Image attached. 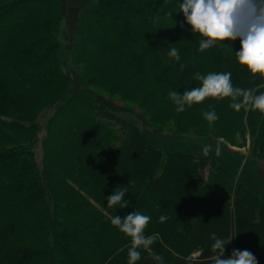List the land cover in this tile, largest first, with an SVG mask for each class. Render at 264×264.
<instances>
[{"label": "trees", "instance_id": "16d2710c", "mask_svg": "<svg viewBox=\"0 0 264 264\" xmlns=\"http://www.w3.org/2000/svg\"><path fill=\"white\" fill-rule=\"evenodd\" d=\"M180 2L0 0V264H127L131 240L107 217L135 210L151 216L159 257L141 249L137 264H211V233L234 237L225 255L248 249L264 264V195L236 178L240 159L202 154L224 137L264 156V115L237 112L230 98L177 113L168 98L200 86L197 71H231L242 88L264 80L236 61L239 40L197 52L201 37L176 23ZM44 126L40 167L32 149ZM120 186L129 207L108 208Z\"/></svg>", "mask_w": 264, "mask_h": 264}, {"label": "clouds", "instance_id": "9594fccd", "mask_svg": "<svg viewBox=\"0 0 264 264\" xmlns=\"http://www.w3.org/2000/svg\"><path fill=\"white\" fill-rule=\"evenodd\" d=\"M178 7L184 19L176 23H179L181 28L190 25L193 35L201 37L198 41L197 52L204 53L221 44L232 46L231 42L239 40L240 48L235 50L236 61L247 68L253 79L259 76L261 80H264V0H181ZM167 55L176 62L181 60L179 50L175 47L171 48ZM185 67L186 64H180L181 71ZM192 78L199 81L200 86L185 89L182 94L178 91L168 93V98L173 101L174 110L177 113H183L187 108L201 104L207 98L217 101L230 98L229 107L235 111L258 110L264 115V90H261L264 89V84L249 88L234 86L231 71H210L207 74L197 71ZM203 117L210 126L219 119L214 108L205 111ZM234 135L236 140L241 139L239 131ZM222 144V138H218L215 142L217 157L222 155ZM212 150L213 145H203V156H209ZM127 192V186L116 188L111 195L105 197L107 207H118L119 209L129 207V201L125 199ZM107 218L112 226L118 228L131 240L127 252V264H137L142 257L141 249L149 251L157 239L156 234H145L151 222V216L135 210L123 218L120 215ZM166 220L167 217L164 215L159 217L160 222ZM210 239L213 241L211 251L214 254L210 257L211 264H259L256 255L248 249L234 248L230 255H225L226 246L232 242L234 237L228 236L225 239L218 237L216 233H211ZM149 256L153 260H159V257L151 251H149Z\"/></svg>", "mask_w": 264, "mask_h": 264}, {"label": "rangeland", "instance_id": "374dc122", "mask_svg": "<svg viewBox=\"0 0 264 264\" xmlns=\"http://www.w3.org/2000/svg\"><path fill=\"white\" fill-rule=\"evenodd\" d=\"M73 11L70 12L72 14ZM179 13H176L178 16ZM65 20H63L62 27L64 28ZM68 23H73V20H68ZM94 88L97 90H102L103 92L110 93L107 86H98L94 85ZM122 96L120 93H116L115 97ZM125 101L132 103V101L126 99ZM118 105H121V101L117 103ZM138 111V109H136ZM47 112L51 113L49 110H44L43 114L39 117V122L41 123V126L45 124L47 120ZM121 117L126 118L127 120L133 121L137 123L140 127H142V120L137 114H134L133 112H125L120 114ZM191 135H196L195 132L189 131ZM45 135V126L41 129L40 132V140L34 144L32 152L35 154L36 160L38 161L40 167H42V158H43V144L42 140ZM149 135V133H148ZM151 140L154 142V138H158L159 140L162 138L158 136L157 134H150ZM249 136V135H248ZM218 137V136H217ZM149 138V137H148ZM219 138V137H218ZM222 138L223 142H225L227 145L222 144L223 152L220 157H217L219 160H222L223 163H227L230 166H233V164L237 161L235 158L240 159L238 162L240 164V168L238 170V175H236V178L240 181L241 179L246 182H251V187L255 190L260 191L264 195V156H258L255 155L254 152V143H251V141H247L246 145L242 147L233 146L226 142L224 137ZM249 138V137H248ZM247 138V139H248ZM250 139V138H249ZM168 141L166 138L163 137V142ZM161 142H158L157 144L153 143L154 145L159 146L158 144ZM162 144V143H161ZM228 146V147H225ZM212 155L215 154V148L213 147ZM239 176V177H238ZM256 183V184H254ZM196 255V254H195Z\"/></svg>", "mask_w": 264, "mask_h": 264}]
</instances>
